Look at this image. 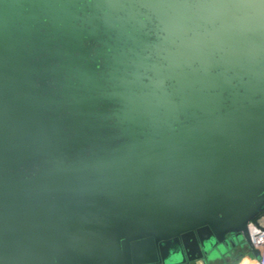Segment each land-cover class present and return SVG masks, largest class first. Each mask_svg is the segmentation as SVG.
Returning a JSON list of instances; mask_svg holds the SVG:
<instances>
[{
    "label": "water",
    "instance_id": "1",
    "mask_svg": "<svg viewBox=\"0 0 264 264\" xmlns=\"http://www.w3.org/2000/svg\"><path fill=\"white\" fill-rule=\"evenodd\" d=\"M262 213L264 0H0V264L260 258Z\"/></svg>",
    "mask_w": 264,
    "mask_h": 264
},
{
    "label": "built area",
    "instance_id": "2",
    "mask_svg": "<svg viewBox=\"0 0 264 264\" xmlns=\"http://www.w3.org/2000/svg\"><path fill=\"white\" fill-rule=\"evenodd\" d=\"M250 235L253 245L260 251L261 257L257 258L247 247L235 264H264V213L250 223Z\"/></svg>",
    "mask_w": 264,
    "mask_h": 264
},
{
    "label": "flooded vegetation",
    "instance_id": "3",
    "mask_svg": "<svg viewBox=\"0 0 264 264\" xmlns=\"http://www.w3.org/2000/svg\"><path fill=\"white\" fill-rule=\"evenodd\" d=\"M240 250H241V247H239V245H238L235 248H233L231 251H229L231 253H228L226 251V253H224L223 257L221 259L217 260L215 264H228V263L233 262V260L238 257Z\"/></svg>",
    "mask_w": 264,
    "mask_h": 264
},
{
    "label": "trees",
    "instance_id": "4",
    "mask_svg": "<svg viewBox=\"0 0 264 264\" xmlns=\"http://www.w3.org/2000/svg\"><path fill=\"white\" fill-rule=\"evenodd\" d=\"M247 248H241V250H240V253H239V255H238V258L240 259V257L242 256V254L245 252V250H246ZM236 261H238V259H234L233 260V262H231V263H228V264H232V263H234V262H236Z\"/></svg>",
    "mask_w": 264,
    "mask_h": 264
},
{
    "label": "rangeland",
    "instance_id": "5",
    "mask_svg": "<svg viewBox=\"0 0 264 264\" xmlns=\"http://www.w3.org/2000/svg\"><path fill=\"white\" fill-rule=\"evenodd\" d=\"M237 262V261H236ZM236 262L232 263V264H235Z\"/></svg>",
    "mask_w": 264,
    "mask_h": 264
}]
</instances>
